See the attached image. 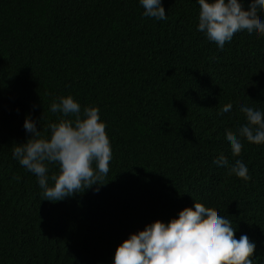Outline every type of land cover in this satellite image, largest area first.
Here are the masks:
<instances>
[{"label": "trees", "instance_id": "16d2710c", "mask_svg": "<svg viewBox=\"0 0 264 264\" xmlns=\"http://www.w3.org/2000/svg\"><path fill=\"white\" fill-rule=\"evenodd\" d=\"M162 4L157 21L139 0H0V264H112L131 233L194 202L264 264V144L242 139L234 157L225 140L246 123L240 105L264 111V36L237 33L221 50L196 30V0ZM68 95L99 108L112 160L104 185L50 202L12 150L30 137L26 116L48 137L62 118L50 105ZM220 156L251 180L217 168Z\"/></svg>", "mask_w": 264, "mask_h": 264}, {"label": "clouds", "instance_id": "9594fccd", "mask_svg": "<svg viewBox=\"0 0 264 264\" xmlns=\"http://www.w3.org/2000/svg\"><path fill=\"white\" fill-rule=\"evenodd\" d=\"M199 5L197 31L214 42L219 49L231 44L237 33L250 38L264 36V0H253L247 10L241 0H196ZM142 15L157 21L167 19L162 0H139ZM52 113L62 116L49 123L50 135L37 130V121L26 116L23 128L30 137L16 144L12 158L35 175L42 190V200L50 202L71 198L83 193L109 173L112 160L106 123L96 106L81 108L73 96H61L50 105ZM221 113H231L226 104ZM238 111L246 123L235 132H225V140L234 157L242 151V139L264 144V111L242 104ZM73 117V118H68ZM217 168L247 182L251 180L248 167L240 159L233 163L224 156L213 161ZM57 171L49 175V166ZM51 181V183H49ZM83 190V191H81ZM99 187L96 188V191ZM229 219L202 203L185 207L177 217L167 222L155 220L143 230L131 233L115 250L112 264H255L252 259L255 242L247 235L235 238Z\"/></svg>", "mask_w": 264, "mask_h": 264}]
</instances>
